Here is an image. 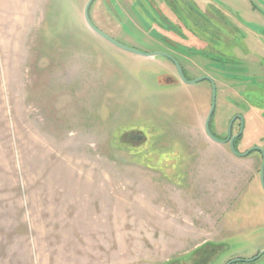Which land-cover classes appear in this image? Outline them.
<instances>
[{
  "label": "rangeland",
  "instance_id": "1",
  "mask_svg": "<svg viewBox=\"0 0 264 264\" xmlns=\"http://www.w3.org/2000/svg\"><path fill=\"white\" fill-rule=\"evenodd\" d=\"M87 1L0 0V264H198L200 248L205 264L253 259L264 251L261 157L208 140L210 83L185 84L166 58L93 34ZM133 2L95 0L92 20L125 46L173 54L187 80L210 77L215 134L240 115L238 151L263 148L264 0L258 14L249 0H223L236 5L235 25L197 28L203 43L151 35ZM248 32L263 49L244 55ZM232 264H264V254Z\"/></svg>",
  "mask_w": 264,
  "mask_h": 264
},
{
  "label": "flooded vegetation",
  "instance_id": "2",
  "mask_svg": "<svg viewBox=\"0 0 264 264\" xmlns=\"http://www.w3.org/2000/svg\"><path fill=\"white\" fill-rule=\"evenodd\" d=\"M94 2H95V0L92 2L91 6L89 8V17H90V20L92 21V23L95 25V23L93 22L92 17H91V8H92V5ZM249 2H250V5L248 7L250 9L249 13L251 11V13L258 14L260 12V8L263 9V7L260 5V3L258 4L257 0H249ZM148 3H150V5H148ZM133 4H134V15L137 18H141V20L143 22V23L141 22V24L144 25V27H145L144 29L145 30L147 29L146 31H148L151 35L152 34L159 35L160 37H163V36L160 35L161 32H159L160 30H158L156 27H158L159 29H163L165 31H167V29H169L170 32H173V33L177 32L178 34H181V35L185 34V33L192 34L194 36V38H196V40L199 43H203L204 39H202L201 35H199V30H197V28L198 29L202 28V30L206 31V28H208V26L212 25V26H217L219 29L224 30L223 32L227 33V30L231 31L230 27H228V25H229L228 23L230 22V19H233V23L230 22L232 25H235V21H236L235 20V15H236V12H235L236 7L235 6L236 5L235 4L229 5L225 2H223V0H205V1L204 0H134ZM133 4H132V6H133ZM208 14L215 15V17H217V19L219 17L221 25H219L216 20L208 18ZM155 16L157 17V20L159 22L158 21H154V22L152 21L155 19ZM257 17H258V15H257ZM160 20H161V22H160ZM95 26L100 31L107 34L103 30H101L97 25H95ZM233 28L236 29L237 27L233 26ZM240 29H244V28L240 27ZM242 31L244 32L245 35H247L246 29H244ZM206 33L209 34L210 32L207 30ZM248 33L250 34V38H249V40H247L245 38L243 39L244 43H243V45H241V46H243V50L244 51L247 50V52L250 53V52H252V49L254 48L253 46H255V48L257 46H259L258 49H260V50L263 49V42L261 43V39H257L256 37H254L257 39L255 42L251 37V33L250 32H248ZM249 42H251L253 44L251 47H248ZM184 47H183V49H184L183 51H192L193 53H191V54H196V55L198 54V56H201V54H202L201 57H204V56L211 57L210 59H212V61H214L215 63H218V65H220V63L229 64L230 66H232V68H234L233 70H236V69L239 70L240 68H238V67L241 65V63H243L240 60L235 61L234 59H229L226 55L222 54L221 52L219 53V51L214 49V48H209L213 51L204 52V51L200 50V48L194 49L192 47H189L187 49L186 47L185 48ZM165 54H167V52ZM167 55L171 56L174 60H176L178 62L177 57H175L173 54H167ZM244 55H247L246 51L244 52ZM167 60L169 62H171L169 59H167ZM219 60H221V61H219ZM171 64L173 65L174 70L177 74V71L175 69L174 64L172 62H171ZM179 65L181 67V70L183 72L184 77H185V75L187 76L188 73L186 72L184 66L181 65L180 63H179ZM177 76H178V74H177ZM224 76L227 77L228 79H231L230 77H232L231 74H227ZM201 77H208V76H200V77H196V78H193L191 80H188V81H193V80H196V79L201 78ZM212 81L214 83V80H212ZM207 82H209V81H207ZM214 85H215V83H214ZM215 88H216V102H217V87H216V85H215ZM211 89H212V87H211ZM215 108H216V105H215ZM214 114H215V109H214V112H213L212 117H211L210 122H209V130L213 136H215L216 138H218L222 141H225L226 139H228V137L231 139L234 136H237L242 129V133L239 135V137H237L234 140V143H233L235 151L238 154H244L252 148H259V149H262V151L264 152V147L261 148L258 146L251 147L244 153H240L238 151V144H239V141L241 140V138L243 136L244 125H245V121H244L243 117L240 115L232 117V119L229 121V124L227 126L226 136L223 137L222 139L219 138L215 134V131H214V124H213ZM240 118H242V120H243L242 127H241V119ZM235 122L238 123L237 124L238 130L234 134V133H232V127H233ZM229 129H230V131H229ZM138 132H139L138 130H134V134L132 133L130 136H132V138H134V140H136V141H141V138L137 137ZM205 136H206V134H205ZM206 138L208 139L207 136H206ZM224 145H227L228 148L230 149L229 142L224 144ZM253 152L258 154L259 157H261V162H262L263 154L259 150L251 151L245 157L246 158L250 157L252 154H254ZM239 158H244V157H239ZM258 255L259 254H257L256 257ZM256 257H254V258H256ZM253 259H251V260L240 259L238 261L239 262H252ZM227 264H229V263H227Z\"/></svg>",
  "mask_w": 264,
  "mask_h": 264
},
{
  "label": "water",
  "instance_id": "3",
  "mask_svg": "<svg viewBox=\"0 0 264 264\" xmlns=\"http://www.w3.org/2000/svg\"><path fill=\"white\" fill-rule=\"evenodd\" d=\"M94 0H88L87 3L85 4L84 6V10H83V17H84V22L87 26V28L95 35H97L98 37H100L101 39L105 40L106 42L110 43L111 45L121 49V50H124L126 52H129L131 54H134V55H137V56H140V57H144V58H154V57H165L167 59H169L175 66V69L177 71V74L179 76V79L185 83V84H188V85H191V84H196L198 82H202V81H209L210 84H211V87H212V94H211V107L209 109V112L207 114V117L205 119V122H204V132L206 134V136L208 137V139L216 144H219V145H224L226 143L229 142V147H230V151L233 155L237 156V157H245L247 156L251 151H254V150H259L261 151V153L263 154V160H262V163H261V166H260V170H259V181H260V185L262 187V189H264V152L262 151V149H259V148H252L250 149L249 151H247L246 153L244 154H238L235 149H234V146H233V143H234V140L239 137V135L242 133V129L241 131L239 132V134L237 136H234L233 138H229L226 139L225 141H222L218 138H216L215 136H213L209 130V122H210V119L212 117V114L214 112V109H215V105H216V88H215V85L213 83V81L209 78V77H201V78H198L196 80H193V81H188L186 80V78L184 77L183 75V72L181 70V67L179 65V63L174 60L171 56L165 54V53H162V52H153V53H143L139 50H136L134 48H131V47H128V46H125L117 41H115L112 37H110L109 35L103 33L102 31H100L93 23L92 21L90 20V17H89V8L92 4ZM241 119V127L243 125V120L242 118ZM233 121V120H232ZM230 131V129H229ZM264 254V251L259 253V255L254 258L252 261H255L258 257L262 256ZM238 261V260H237ZM237 261H232L230 262L229 264H232L234 262H237Z\"/></svg>",
  "mask_w": 264,
  "mask_h": 264
},
{
  "label": "trees",
  "instance_id": "4",
  "mask_svg": "<svg viewBox=\"0 0 264 264\" xmlns=\"http://www.w3.org/2000/svg\"><path fill=\"white\" fill-rule=\"evenodd\" d=\"M197 251H198V252H197ZM197 251H195L192 255H193V256H196V257H199V259H198V264H205V263L203 262V259L209 257V256H206V253H207V252H203L204 250H202L201 248H200V249H197ZM199 252L201 253L200 256L197 255V254H199ZM203 257H204V258H203ZM207 262H209V259L206 261V263H207Z\"/></svg>",
  "mask_w": 264,
  "mask_h": 264
},
{
  "label": "crops",
  "instance_id": "5",
  "mask_svg": "<svg viewBox=\"0 0 264 264\" xmlns=\"http://www.w3.org/2000/svg\"><path fill=\"white\" fill-rule=\"evenodd\" d=\"M199 248V247H198ZM197 250V249H196Z\"/></svg>",
  "mask_w": 264,
  "mask_h": 264
}]
</instances>
